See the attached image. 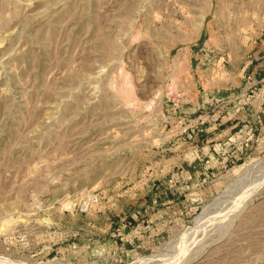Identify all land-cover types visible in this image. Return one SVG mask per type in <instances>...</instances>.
Returning <instances> with one entry per match:
<instances>
[{"label":"rangeland","instance_id":"rangeland-1","mask_svg":"<svg viewBox=\"0 0 264 264\" xmlns=\"http://www.w3.org/2000/svg\"><path fill=\"white\" fill-rule=\"evenodd\" d=\"M0 264H264V0H0Z\"/></svg>","mask_w":264,"mask_h":264}]
</instances>
